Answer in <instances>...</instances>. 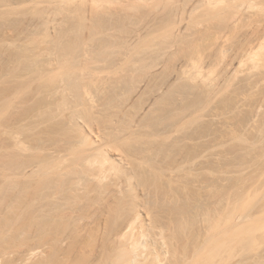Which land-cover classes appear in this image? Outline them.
Masks as SVG:
<instances>
[{"label":"rangeland","instance_id":"1","mask_svg":"<svg viewBox=\"0 0 264 264\" xmlns=\"http://www.w3.org/2000/svg\"><path fill=\"white\" fill-rule=\"evenodd\" d=\"M93 1L94 0H0V90L1 92L2 90L7 92L2 95L0 94V104L2 106H0V115L3 113L1 110H4V115L2 114L0 118V121L4 122H1L4 124V126H0L3 127V132L1 131L2 134L6 132V130H8L11 125H16L15 123H19L15 122L11 118L14 117L13 114L16 116L18 112L20 113V109L29 110L32 105L30 106L28 103H31V100L34 103L36 101V95L40 94L38 93L36 87L39 83L43 82L41 78H38L40 75L38 74V71H40L42 61L43 65L45 66L47 63L52 64L53 62L51 61L53 60L56 61V57H59V55H61V58L65 57V59L63 58L65 61L63 59L62 60L66 64L63 62L65 65L62 67V69H59V72H61V75H63L65 79L68 78V74H71V77H73V74H79L81 80L85 76L86 78L88 77L87 79L90 82H92V77H94L95 71H97L95 78H93L97 79V81L93 80L94 82L90 83L91 87H88L89 82L87 83L88 80H86L85 77L83 78V80L86 81L85 86L83 84L85 81H79L80 83L82 82L81 84H83L80 86L83 87L82 94H86L84 93V89H86L85 87H87V89L92 88L93 91L90 90V93L84 96L89 97V95L93 93V95L91 94L90 96L95 97V100L96 98H98V100L101 98L107 102L105 103L100 99L97 101L99 102L98 105H96L97 103L94 101L96 105L95 109L97 110V114L95 113L96 116H98L99 113L98 109H100L99 111L101 112L104 111L105 107H107L111 110L113 109V111H108V109H105L108 111V113L105 112V114L107 113L106 119L108 118L109 121L113 120L111 122H113L114 125H117L116 123H118L117 126H119L122 124V122L127 121L128 119V122L130 121L133 123L130 125L131 123L124 122L126 128L129 124L128 126L131 131L129 130L128 132V129L125 130L128 132V135L121 134L120 139H118V142H123L122 144L124 145V149L126 148L130 150L141 146L139 148L145 150V147L148 146L145 144L146 140L144 139L147 138L148 135L147 133H143L144 136L140 134L138 135L136 131L140 130V133L144 132L146 130V123L148 122L150 127V124L154 120L155 122L163 120L165 123H154L157 131L154 136H151L153 139L151 140L152 142H149V144L159 142L161 144L163 143V146H165V143L167 145V143L170 142L171 144H168H170L172 147V149H169L165 146L166 149L171 150V152H169V154H171L167 155L168 151L165 150L161 144V146L157 144L159 147H163V151L167 152H162V156L167 155L170 157L174 151L178 153L180 146L183 144L184 146L189 145V147L199 142L204 144L202 145L203 148L201 146L203 150H198L201 151V156L199 155L201 153L195 149V146H191L193 149L191 147L188 148L191 151V157L188 156L187 158L192 159H187L188 161L184 159L186 162H183V160L180 159L182 160L181 162L174 157L176 161L181 164L180 167L178 166L179 168H176L179 164L174 162L177 164L175 165L171 161H168L169 159L173 161V156L177 157L178 154L175 152L174 153L176 155H172V157L169 159L167 156H158L157 158H159V160H163L164 158L168 159L164 160L167 162V164H162V168L166 165V167L170 166L168 168L170 169L172 167L170 164H174L175 166H173V168L175 167L176 169L171 168L170 170H177V176L180 173L187 176L189 171L191 173L193 172L192 174L190 173V176H192L193 174H199L201 171L202 173L199 175L204 174L203 176L201 175V177L207 181H203L204 183L202 182L201 184H205V186L201 185V187L199 181L195 182L196 180L194 181V178L197 176L195 175V177H193V175V179H191L193 181L190 180L192 185H189V187L187 186V188H190L189 190H198L202 194L204 193V195H206L205 197L208 198L206 200L208 203L206 202L204 205H211L210 207L212 209L214 207V211L217 210L218 205L221 202L224 201V203H226L227 201L231 202L233 198L236 199V206L233 202L234 200L232 201L234 204L229 203L231 206L236 207H234L236 209V214L234 211L233 212L234 215H237L235 216L237 223L235 220L234 224H239L238 226L242 228V232H245H238L240 228L238 227V230L235 228L236 233L239 234L238 236L236 235L239 241L235 240V237L234 240L230 241L231 243L234 241L233 244H235L237 241L235 248L234 245L227 243L229 240L226 239L228 237L226 234L229 232L225 233L226 241L223 239V246L226 247V245H224L226 242L228 244L227 247L232 245L231 248L233 247L235 250L232 251V249L228 248L230 251L227 252L225 249L223 250L219 248V250L225 251L223 256L227 255V253H230L231 251L233 254H235L234 257L231 259L229 258L225 264H264V49H262L264 46L262 39V36H264V14L262 12L264 9H262V7L264 4H261L260 2L262 0L237 1L239 2V5H241V9L239 5V7H236V3H233L232 1L228 2L230 0H224L223 2L218 0L219 3H217L216 0H212V2L214 1L213 4L210 0H174V2L170 0L173 4L169 2V0H96L97 2L101 3V6H99L101 8H99L96 4L97 2L94 1L96 4H94L96 6L95 8L101 9L99 10L101 12L96 16L97 21H99H96L97 24L94 21L97 12L94 11L98 9H93L94 11H92V8H94L92 4L94 3ZM233 1L236 2V0ZM263 1L262 3H264ZM207 2H210L211 4H208ZM227 2L229 4L231 3V7L235 6V9L239 8L237 10L242 11V13L239 12V14H241L240 18L237 17L239 16L238 14H235L238 13V11L236 12L235 9H232L230 6H228ZM129 3L134 7L130 8L128 6L130 5ZM257 3L260 4L257 5ZM125 4L128 8H126ZM242 5L244 9L242 8ZM118 8H120L121 10L119 9V11L122 12H117ZM108 9H112V11H109ZM245 10H247V12ZM243 11H245L247 14ZM245 14H249L248 16L250 18H247ZM244 15L246 17H244ZM250 15L253 18H251ZM236 20H240V22H236ZM169 24L174 27H170V30L173 29L172 31H170L168 28L170 26ZM258 32L260 33L258 34ZM116 35L123 38L120 37L119 41L117 40L118 38ZM110 38L112 40L111 42H114L112 45H110ZM113 39L117 40L118 44ZM72 40L74 41L72 42ZM71 42L72 44L74 43L71 45V47L74 46L73 49L70 47ZM248 42L251 45L248 46ZM106 43L108 45H105ZM67 44H69V49L71 48L73 51L69 49L67 50L68 46L64 50V46L66 47ZM260 45L262 46L260 47L261 49L259 48ZM56 46L59 48L61 47L60 50H57ZM244 46H247L249 50H251L253 47L254 51H248L247 47ZM51 48L55 50H52ZM243 48L248 52L246 53L243 51V54ZM23 49L25 54L22 53L21 56L19 53L23 52ZM52 51H54V54H52ZM55 51L57 54L59 51L62 54L57 55ZM97 51L98 54L100 52V55L97 54ZM67 52L71 55H65ZM17 55L21 56L22 60H18L19 58L16 57ZM25 55H32L33 57L35 55L38 57V60H42L41 63L39 62L40 68L38 65H33L34 62L30 61L31 59H36V57L33 58L30 56V58H27L28 56L25 57ZM95 55H98V57L95 58ZM50 56L51 58L46 60L50 62L44 63V59H48ZM15 57L17 58L16 62ZM98 58L101 59V61L98 60ZM138 58L141 60V62L143 60L145 63H143L141 68L139 67L141 63L138 61ZM136 59L137 64L135 63ZM27 60L28 63H32V66L30 65L31 69H33V66L35 68L38 67V70H35L38 72V75H35L36 72L34 70L32 71L35 73H30L31 71H28V73L25 71L29 67H27V69L24 67L21 68V66L24 65H19L21 64L19 61H24V63L26 62L27 64ZM36 60L35 63L37 62ZM55 61L54 65L52 64L51 66L53 69L55 68ZM75 61H77L76 65L74 64ZM78 61H81V64H78ZM137 65H139L138 68ZM47 68H49V65H47ZM18 69H21V72L22 69H24V76L25 78L28 77V80L21 76L23 74H20L21 72ZM44 69L42 67V70ZM49 70L52 69L50 68ZM92 70L93 73L91 72ZM47 71L44 70L40 72H46L48 74ZM76 71L78 73H76ZM89 71L91 73L90 76L87 75V72L89 73ZM46 73L45 75H47ZM97 73L99 74L97 75ZM18 74L20 75L18 76ZM35 76L37 79H39V81H41L39 82L37 79V81H34V78H36ZM58 76H60V73ZM104 76L105 80L103 78ZM19 77L24 78V81ZM29 77L33 81L29 80ZM71 77L69 76L70 80L67 79L69 81L72 80L71 83H73V80L74 82L78 80H76V78L74 79V77ZM60 78H62V76H60ZM64 78L59 80V77H57L56 84H59L60 86L67 84V82L63 83L66 81H63ZM18 79L22 80L23 83L26 82V84H29L31 81L32 82L29 84V86H26V84H23L22 86V82L16 81L17 83H20L16 86L17 83L14 81ZM42 79L44 80V78ZM114 81L115 83H113ZM55 82L56 81H52V83ZM117 82H119L118 86L116 84ZM71 83L68 85H72ZM32 84L33 86L35 85V87H33ZM8 85H10L12 88ZM73 85L76 84L73 83ZM94 85L95 87H93ZM77 86L79 87L78 84ZM112 86H114V89H112ZM32 87L35 89V91H33ZM13 88L16 89L13 90ZM25 88L27 90L28 88H31V90H28L30 92L26 91ZM45 88L46 87H44V89ZM19 89L23 92L25 90L26 94H24L25 92L20 94V92L17 91L20 95L19 97L15 96L14 98V95L11 93L13 91L16 92V90ZM36 91L38 94L36 93L35 95ZM27 92L29 97L30 93L34 92L33 95L35 97L33 98L35 100L33 98L28 100L30 98L27 97ZM32 93L31 97L33 96ZM6 94H9V97L13 95L11 97L14 98V100L12 99L13 102L11 99L7 100V97L5 98L4 95ZM107 95L109 96L107 97ZM111 95H113L112 100L110 98ZM25 97L28 99H25ZM2 98H5V100ZM22 99L30 101L28 103L25 101L29 107L22 104ZM73 99H75L74 96ZM87 101L91 104L90 106H93L92 102L88 98ZM10 102L11 105H8ZM102 102H104V104ZM23 106L25 108H23ZM90 106L89 108H91ZM102 106H105L104 109L101 108ZM18 109L19 111H17ZM162 109H164V111ZM110 112H113L115 116L108 115ZM115 112L117 113L115 114ZM102 113L104 114V112ZM102 113H99V117L102 116L104 118L106 115L104 116ZM118 115L119 117L123 115L124 119H127H123V121L121 117V121L119 118L118 122ZM110 117L113 119H109ZM6 118H11L13 120L12 122L15 123L13 124L10 119L9 125L7 123L8 119ZM5 119L6 122L4 121ZM31 119H34V117ZM31 119H26L24 122H20L19 124L22 123L24 127L18 124L19 126H16L17 128L14 126V130L19 129L20 126L21 128H26L25 130H27L28 127L33 128V124H30ZM27 120L30 121V123L28 122L29 125L26 124ZM80 120H82V118ZM111 122L108 124H112ZM168 122L170 123L169 125H167ZM172 122H176V125H173ZM6 123L8 124L7 129L5 128L7 127L5 126ZM82 123L84 124V121ZM131 127L133 130H135V132L132 131ZM140 127L141 129L145 130H141ZM30 128L27 131L31 132L32 130ZM136 128L139 129L136 130ZM200 128L203 129V131L201 129L203 132L202 135H205L202 136L201 131H198ZM12 129L13 127L11 126V130ZM111 130L112 129H106V131ZM197 132H199L198 134L201 135L202 138L197 134ZM121 133L125 134L126 132ZM135 133L138 136H136ZM7 136L8 135H6V137ZM166 136L169 138H165ZM4 137L5 136L2 138ZM93 137H96V135ZM9 138L10 136H8V138H4L3 140L7 141ZM199 138H201V140ZM147 139L150 140L151 138L148 136ZM164 139L165 142H162ZM10 140H12V136ZM4 141L3 144L6 145L7 143ZM172 141L175 143L173 144L174 146H172ZM121 142L118 143L120 146ZM142 142L144 144H141ZM185 143L187 144L185 145ZM177 144L179 146L178 148ZM11 145L14 146L13 144ZM142 146H145V149ZM150 147L151 144L148 148L150 149ZM5 148L7 149L9 147L6 145ZM181 148L184 149V147ZM126 149L123 151L127 152ZM149 149L147 151H149ZM191 149L193 151L195 149L193 152L194 155L196 153L195 157H193L194 155ZM120 152L121 151L117 153ZM131 157H133V154ZM140 158L136 161L144 163V160ZM159 160L157 159L156 161L163 163L162 160ZM200 161H202V164H200ZM153 162L151 160L149 163L151 164ZM158 162H154V164L156 165ZM149 163L147 160L145 167H147V164ZM160 166L161 165H158L159 169ZM162 168L160 170L157 169L159 170V173H155L156 175H159L163 172L165 173V176L168 178L164 177L166 178L164 179L166 180L164 182L166 183V186L164 183L163 184L165 187H167V185H169L168 183L170 182L169 177L171 173H168L170 170H167V168L166 170L168 172ZM173 172L172 174L175 175ZM164 173L160 175L162 178ZM174 175L171 176L173 177ZM162 178L160 177L159 179V176L158 178L156 176L155 179H159L163 182ZM167 179L169 180L168 183ZM178 179H180L179 176ZM185 179L188 180L190 178L188 177L187 179L185 177ZM180 180H183L182 176ZM164 186L160 187L164 188ZM226 186H228L227 188L231 186L232 188L230 187L229 189H233V193L226 190L224 191L228 192V194L226 193V197H228V199L224 196V198L222 197L223 194L225 195L223 190L226 188ZM214 193H221L223 201H221L222 199L217 200L219 195ZM229 193L234 194V197L232 199L230 198L231 201L229 200ZM213 194L215 196L218 195V198L216 197L217 199L214 197V200L217 201H211L214 196ZM144 196L147 195L144 194ZM209 196H212L211 200H209ZM142 198L146 197H143L142 195ZM219 201L221 202L219 203ZM227 205L228 202L226 206ZM204 207H202V209ZM210 207L209 210L211 211L212 209H210ZM207 208L208 207H206V209ZM202 209L200 208V210ZM226 209L224 208V210ZM228 209L226 212H228ZM204 210L205 209L202 211L204 212ZM207 210H205V212ZM214 211L212 213H214ZM221 211H223V209ZM210 213L211 212H207L205 216H208L207 214ZM201 215L200 218L202 217L201 219L203 220L205 216L203 215V217ZM196 223L197 224H195V226L198 225L199 227V225L205 223V221L203 220V223L200 224L196 221ZM203 229H205V226ZM222 229L223 228H221V230ZM188 231L191 232L190 228ZM204 231L207 233V230ZM222 233H220V235ZM210 235H212V233ZM229 236L232 238L234 235H231L230 233ZM228 239H230V237H228ZM156 241L161 243V239L159 238ZM208 243L204 244L203 246V248L205 247L204 251L207 253V255H205L207 257H209L208 252H210L209 248L212 244ZM222 244L220 243V246ZM157 245L159 247L161 246L160 244ZM160 250H164V248L160 247ZM203 255L204 254H202L201 257H203ZM207 257H203V259L208 260ZM217 257H219L218 254L216 255V258ZM211 258L212 257H209V259ZM219 258H217V260L213 258V260L215 259L216 262L214 260L211 263L208 260V264H217ZM205 262L207 261L205 260ZM190 264L192 263L190 262Z\"/></svg>","mask_w":264,"mask_h":264},{"label":"bare ground","instance_id":"2","mask_svg":"<svg viewBox=\"0 0 264 264\" xmlns=\"http://www.w3.org/2000/svg\"><path fill=\"white\" fill-rule=\"evenodd\" d=\"M171 1L174 2V0H171ZM171 1L169 0V2ZM210 1L212 2V0ZM216 1L217 3H219L218 0ZM219 1L223 2L224 0H219ZM231 1L237 4L236 7L240 6V9H241V5H239V2H237L240 0H236V2L233 0H230L228 2H231ZM262 1H260L261 4H264L262 3ZM207 3L211 4L210 2H207ZM213 3L214 1L212 2V4ZM92 4L94 7L92 8V11H94L95 9H98V8H95L96 4L98 7L101 6V3L99 2H97L96 4L94 2ZM230 4L228 3V6L231 7ZM259 4L257 3V5ZM257 5L255 4L256 7ZM125 6L126 8H128L126 4ZM128 6L130 8L134 7L133 5L131 6V4ZM234 7L232 6L231 8L235 9ZM242 8H243V5H242ZM119 9L120 8L117 9V12L119 11ZM237 9H235V11L236 12L238 11V13H235V11L234 13L238 14L239 16L237 17L240 18L241 14H239V12L242 13V11L241 10L239 11ZM262 9H264V6L262 7ZM99 10L101 9L94 11V12H97V14L94 13L96 14L95 18L93 17L95 22L97 21L96 16L101 12ZM108 10L112 11V9H108ZM245 11L247 12V10ZM245 11L243 12L246 13ZM119 12H122V11H119ZM262 12L264 14L263 10ZM245 15L244 17L246 16L247 18L249 17L248 16L249 14L246 16ZM251 18L253 17L251 16ZM236 22H240V20L238 21L236 20ZM170 27L174 28L170 25L168 27L169 30H170ZM172 30L173 29H171L170 31ZM263 30H264V25H263ZM260 32H258V34ZM116 37L118 38L117 40H119L121 36L119 37L116 35ZM262 37H263L262 39L264 42V36ZM117 40L115 41L118 44ZM73 41L74 40H72V42ZM111 41L112 40L110 38V42ZM72 42L70 43V47L71 45L74 44V43L72 44ZM107 43L105 45H108ZM112 43L114 42H111L110 45H112ZM68 45L69 44H67L66 47L64 46V50L67 48ZM113 45L116 46L115 44ZM249 45L251 44L249 43L248 46ZM261 45L259 46V48L262 47L264 44L262 46ZM56 47H57V50H60L61 48V47L59 48L58 46ZM73 47L74 46H72L71 48L73 49ZM244 47H247V46H244ZM71 48L69 49V46H68L67 50L68 49L72 50ZM252 48L251 50L254 51V48L253 49ZM51 49L55 50L53 48ZM247 49L248 51H251L249 50L248 47ZM262 49H264V46L262 47ZM245 50L246 49L243 48L242 53ZM248 51H245V52L247 53ZM53 52L54 51H52V54H54ZM22 53H24V49H23V52L19 53V55L22 56ZM58 54H62V53H60L59 51ZM67 54H70V53L67 52L65 55ZM97 54H98V51H97ZM28 55H25V57ZM98 55H100V52ZM98 55H95V58H97ZM21 56L17 55L16 57L19 58L18 60H20L22 58ZM30 56L33 57L32 55ZM30 56H28L27 58H30ZM60 56L61 55H59V57L57 56L58 58L56 57V61L51 59L53 60L51 61L53 62L52 63L53 65L55 61L54 69L51 67L52 64L50 63L49 64L47 63L44 66L43 61L40 59L39 61L38 57H36L35 55L34 57H36L37 60L34 57H33L34 60L28 59L34 62L33 65H36V66L38 65V67L40 65L39 62L41 63L42 61L41 68L39 67L40 71H44V70L47 71L50 68L52 69V70L47 71L48 74L46 72H42L44 76L42 75L40 71H38L39 73L35 71V70H38V67L35 68L33 66L32 67L33 69H31L30 65L32 66V63H28V60H27V64L26 62L24 63V61H26L24 59L26 58H24L23 59L24 61L22 62L19 61V63H21L19 65H22V64L24 65V66H21V68L24 67L25 69H27V67H29L25 71L27 72L31 71L30 73L36 72L35 75L40 74L41 76L39 75L38 78H41L43 82L39 83L38 86L36 87L38 93H40L38 94L36 91L35 95L36 93L38 94L36 95V97L33 95L34 92L33 93L31 92L33 96L31 97V93H30V97H29L28 92L30 91L28 90H31V88L30 89L28 88V90L25 88V90L28 91L27 97L30 98L28 99L27 97H25V99L27 98L28 100H31V98L35 97L36 101L33 103L31 100V103H28L30 101L28 100L26 101L22 99L23 100L22 104L28 106L26 104L27 102L30 106L32 105L31 108H29V110L20 109V113L18 112L17 114V111H19L18 109L16 111L17 115L15 116V114H13L14 117H11L15 122H19V123L22 121L24 122L26 119L30 120L32 117H34V119H31V123L28 120L26 122V124H28V122L30 124H33L32 125L33 128L28 127L29 124L27 125L28 127L27 130H29L30 128L32 131L29 132L25 130L26 128H23L24 125L22 123L21 124L18 123L19 125L23 126L22 128L20 126L21 129L19 128V129L14 130V126L15 128L19 126L17 123L14 122L16 125H11L13 127L12 129L13 131L11 130V126H10L9 127L10 131L9 129L6 130V132H4L3 133L4 135H3L2 134L3 127H0V264H183V263L190 264V262L192 264H208L209 261L211 263L215 259L217 260V258H219L220 255L221 257L218 259L217 264L227 263L228 259L229 258L231 259L235 255L232 253V251H235V250L233 249V247L231 248V246L234 245V248H235L236 243H237L236 241V243L233 244L234 241L232 243L230 241L234 240L235 238H236L235 240H238V237H236V235L238 236L239 234L236 233V230L240 228V226H238L239 224L238 225L236 224L237 220L235 216L237 215H234V212L236 214V209H235L236 199L233 198L234 197V194H232L233 189L232 190L229 189L232 185L229 186V188H227L228 186H226V188L229 189L230 191L224 188L223 193H225V195L223 194L222 197L223 196L226 197V193L228 194V192H232L231 194L229 193L230 194L229 200L230 198L231 199L233 198L234 201L233 200L232 201L235 203V206L230 205V204H234L232 203L231 200H230L231 202L227 201L228 205L226 206L227 202L224 203L223 201L224 197L223 198L221 197V193H214V194H218L219 196L218 195L215 196L213 194L214 196L212 195L213 196L212 200H211L212 196L211 197L209 196V200L217 201V200L222 199L221 201L223 202L219 201V203L220 202L224 203V204L220 203L219 205L217 203L218 208L217 210L214 211L213 210L214 205L212 206L213 209L210 207L211 205L210 206L204 205L206 204L207 202L206 200L208 199L207 197H205L206 195H204V193L202 194L198 190H194V189L189 190L190 188L189 189L187 188V186L189 187V185H192L190 183V180L193 179L192 178L193 175H194L193 177H195V175L197 176L194 178V181L196 180L195 182L199 181L200 186L201 185L205 186V184H201V183L203 181L204 182H207V181L201 177L202 174L199 175L202 172L200 171L199 174H193L192 176H190V173H191L190 171L188 173L186 172L189 175L187 176L190 179H188V177L185 174L184 175L188 180H186L184 175L179 172L180 174L178 176L180 177V179L182 176V179H183V180H180L178 179V176H177L178 173L176 174L177 170L176 171L173 170V169L179 168L181 165L179 164L178 161H176V159L177 160L182 159L183 162H186L189 159H192V158H189V159L187 158L188 156L191 157L190 156L191 151L188 148H190L191 146H195V149H197L198 151L203 148L202 145L204 144L199 142L195 145H191L190 147L189 145H186L187 143H185L186 146H184V144L181 145L179 148L180 152L178 150H176L178 151V153L174 151L176 154H178L177 157L176 156L172 157V155L175 154L174 152L170 156L175 160V161L174 160L172 161L169 159L170 157L167 156L169 152H171V150L166 149L167 147L169 149L170 148L172 149L170 142H168L170 144L167 143L168 146L165 143L166 148L165 146H163L164 145L163 143L161 144L159 142L157 143L155 142L156 144L150 143L151 147L150 149L148 148L150 145L149 142L153 139V137L151 136H154V134H156V131H157L156 127L154 126V123L155 124L158 122L159 124L165 123L163 122V120H159L157 122H155L154 120L150 124V127L148 125V122L146 123L147 124L145 128L146 130L141 129L140 127L141 130L143 131L145 130L144 132H141L142 134L139 132L140 130L136 131L138 135L140 134L142 136H144L143 133H147L149 138H151L150 140L147 139L148 136L146 135L147 138L144 139L146 140L145 144L148 147L144 146L146 148L145 149L142 146L145 150L139 148L141 146L137 148L135 147L134 149H130V150L125 148L127 152L123 151L125 150L124 145L122 144L123 142L120 141L121 142V146H120V144H118L120 143L118 142V139H120L121 134L128 135V132L130 130L128 126L129 124L127 125V128H126V125L124 124V122L131 123L130 125H132L133 123L130 121L128 122L129 119L127 121H124L127 118L124 119V116L122 115L121 117H122V120L124 119L123 120L124 122H122V124L119 123L121 124L119 126H117L118 123L114 122L117 124V125H114L113 122H111L113 120L109 121L108 118L106 119L107 117L106 114L108 113V111H113V109L111 110L105 106H102L101 108L104 109L105 107V109H108V111L104 109V111L100 112L99 111L100 109H98V112L99 113L104 112V114L103 113L102 114L106 116L103 118L101 114L100 115L102 117L101 118L99 117V113H98V116H96L95 113L97 114V110L95 108H96V105H98L99 103L97 101H99L101 98H99V100L98 98H96L95 100V97L90 96L91 94L93 95V93H91L89 97L84 96L86 94H89L90 93L89 91L92 90V88L87 89V87H85L86 89H84L85 90L84 93L86 94H82L83 87H80V86H82L83 84L84 86L86 85V81L83 80L85 76L81 80L79 74L78 75L73 74L74 79L75 78L76 80L78 79L77 80L78 82L85 81L83 84H81L82 82L78 83L75 80L77 82L76 83L73 80V83L76 84V85H73V83H71L72 80L69 81L70 80L69 76L70 77L72 76L71 74H68L69 76L67 79L69 80L65 79L63 75H61V72H59V69L60 68L62 69V67L66 63L64 62L65 57L61 58ZM16 57H15L16 60L13 59L15 60V62L17 61ZM50 58L51 56L48 59L45 58L44 63L50 62V61H46V60H49ZM35 60L37 61L36 62L37 64L35 63ZM98 60L101 61V59L99 58ZM135 61H136L135 63L137 64V59ZM138 61H140L141 65L140 66L137 65V68L138 66L141 68L144 62L143 60L141 62L139 58H138ZM76 62L77 61L73 63L76 65L77 64ZM80 62L81 61H78V64ZM47 65H49V68H47ZM42 67L43 69L45 67L47 69L45 68L44 70H42ZM32 70H34L35 72ZM93 70L91 71L92 73H93ZM23 72H24V69H22V72L20 74H23L21 76L25 78L24 76L25 72L24 73ZM96 72L97 71H95V74ZM45 73L47 75H45ZM59 73H60V76L64 78L63 81L66 80L64 82L63 81L61 82L63 83L67 82V84L63 86L56 84L57 77H59V80L62 79L60 78V76H58ZM76 73L78 72L76 71ZM20 74H18V76ZM95 74H94V77L91 76L92 82H94L93 80L97 81V79H93L95 78ZM98 74L99 73H97V75ZM87 75L88 76L91 75L90 71L89 73L87 72ZM76 76L79 78H77ZM19 78L23 79L24 81V78L22 77H19ZM42 78H44V80ZM87 78L86 80H88ZM103 78L105 80V76ZM34 79H35L34 81H37V80L39 81L37 77ZM29 80H32V79L30 78ZM16 81L22 82L21 83L22 86L23 84H26V82L23 83V81L20 79L15 80L14 82L17 83ZM52 81L53 82L56 81V82L52 83ZM27 82H30V81H27ZM88 82H89L88 87H91L90 83L92 82H90L89 80L87 81V83ZM70 83L72 85H68ZM113 83H115V81ZM118 83L119 82L116 83L117 86H118ZM18 84L20 83L18 82L16 86ZM29 84H26V86H29ZM77 84L79 85V87L77 86ZM33 87H35V85ZM44 87L46 88L44 89ZM93 87H95V85ZM113 87L114 86H112V89H114ZM15 89L13 88V90ZM22 90L20 91L19 89V90H16V92L13 91L14 93L12 91H9V92H12L11 94H13L15 98V96L19 97L21 93L25 92L24 94H26V91L24 90L23 92ZM17 91H19L20 94ZM33 91H35V89H33ZM5 92L6 91L4 90H2V92L0 90L1 95L5 94ZM9 94L8 95L6 94L7 96L4 95L5 98L7 97V100L11 99V101L12 99L14 100V98H11L13 95L9 97L11 95ZM73 96L75 97V99H73ZM108 96L109 95H107V97ZM86 97L92 102L94 107L90 106L91 104L87 101ZM112 97L113 95H111L110 97L111 100H112ZM5 98H2V99L5 100ZM94 101H96L95 102L97 103L96 105ZM104 102L102 103L104 104ZM8 105H11V102ZM89 106L91 108H94L96 111L94 109L89 108ZM23 108L25 107L23 106ZM164 109L162 110L164 111ZM1 111H3V113L2 112L1 113L4 115V110L2 109ZM128 111L131 112L130 110ZM105 112L107 113L105 114ZM116 113L117 112H115V114ZM1 115H0V118H1ZM108 115H114V114L113 112L112 113L110 112ZM112 117H110L109 119L114 118ZM121 117H119L118 115L117 120L120 118V121H121ZM11 118L9 119L6 118L8 119L7 123L9 125H10L9 120ZM81 118L82 120H80ZM6 119L4 120L5 122H6ZM12 119H11V122L13 121ZM2 120H3V116H2ZM80 121L81 123L84 121V124L83 123L81 124ZM108 121L111 122L113 126L112 124H108L109 123ZM1 122L2 121H0V126L2 125L4 126V124H2L4 122L2 123ZM175 123L176 122H174L173 125H176ZM6 124L5 126L7 127L5 128L7 129L8 124L7 125ZM169 124L170 123L168 122L167 125ZM132 127H131L132 131L135 132V130H133ZM106 129H112V130L106 131ZM127 129H128V132L125 131ZM138 129L139 128H136V130ZM201 129L202 128H200V130L198 131H201ZM202 131H201V135L203 133ZM121 132H126L127 134L126 133L124 134ZM130 133H129V136H130ZM198 133L199 132H197V134ZM5 134L10 136V138L12 136V140H10L9 138V140L7 139V141H4L3 140L4 138H8V136L6 137ZM93 134L96 135V137H93L94 136ZM2 135L5 137L2 138L3 137ZM201 135L199 136L201 137ZM165 138H169V137L166 136ZM201 138L199 139L201 140ZM3 141L7 143L6 145L10 149L5 148L6 145L3 144ZM162 142H165V139L164 141L162 140ZM11 144H13L14 146H12ZM141 144H144V143L142 142ZM157 144L159 145L161 144L164 147V149L168 151V153L163 151L164 150L163 147H159V145ZM173 144L175 143L173 142L172 146H174ZM178 147L179 146L177 144V148ZM181 147H184V149H182ZM147 148L149 149V151H147L148 150ZM118 150L121 152L117 153L119 152ZM194 151L192 150V153ZM162 152L167 153V155H164V156L168 157L169 160L167 158L166 159L169 162L171 161L172 163L175 162L179 164L177 165L174 163L175 165H177V167L173 168V166L175 165L171 163L170 164L172 165L171 168H173L172 171L170 170L171 168L168 169L170 167L169 165H168L169 167H166V165L163 166V168L166 167L167 170H170L169 172L166 170V168L165 169L162 168V164L164 163L167 164V162L164 161L166 160L165 158L163 160L161 159L163 163L156 161L157 159L159 160V158H157L158 156H162L161 155ZM198 152L201 153V151H198ZM132 154H133V157H131ZM195 155L193 157H195ZM199 155L201 156L202 153ZM139 158L143 159L144 163H145V159H146V163H147V160H148V163L151 162V160L152 162L153 161L158 162L156 163V165L157 164L161 165L160 169L162 168L163 170H166L168 173H171V175H174L172 174V172L175 171L173 173H175L177 178L175 175L173 176L174 178L170 175L169 177L170 182L167 179L168 180L167 183L169 182L168 183L169 185L165 187L166 183L164 182L166 180L164 179L168 177L165 176L164 172H163L164 173L163 178L162 176H160L163 173L156 175V173H159L158 171L160 170L158 168V165L156 166L153 162L151 164H154L155 166L149 163L150 165L147 164L148 166L145 167L146 163L144 164L143 162L136 161L137 159L139 160ZM184 159L186 161H184ZM182 160L180 161L182 162ZM200 162H201L200 164H202V161ZM156 176L157 178L159 176V179L161 177L163 182L159 179H155ZM163 183L165 184V186ZM160 186H164V188ZM225 190L228 192H224ZM144 194L147 196H144ZM142 195L143 197H146V198H142ZM214 197L215 199L217 198L218 199L214 200ZM226 198L228 199V197ZM225 206L227 207V209L229 208L228 212H226L227 209ZM230 206L232 209L230 208ZM202 207H204L203 209L205 210L208 209L206 212L204 210L205 214L202 211L203 210ZM206 207L208 208L206 209ZM209 207L210 209L214 211V213H212L213 212L212 210L211 211L209 210ZM200 208L202 210H200ZM221 208L226 213L221 211L222 210ZM224 208L226 210H224ZM207 212L208 213L211 212V213L207 214L208 216H205ZM200 215L205 216V217L203 216L204 217L203 220L205 221V223H203V220L201 219L202 217L200 218ZM199 220L202 222H200ZM235 220H236V223H235L236 225L234 224ZM196 221L199 222V224L203 223V224H200L202 228L200 225L199 227L198 225H196L197 227L195 226V224H197ZM228 224L230 227L228 226ZM204 226H205V229H203ZM189 228L191 232L188 231ZM221 228L223 229L221 230ZM204 230H207L206 231L207 233H205ZM226 232H229L228 234H226V236L230 237V239H228V237L226 238L225 236ZM238 232L244 233L245 231L242 232V228H240ZM211 233L212 235H210ZM220 233L222 234L220 235ZM230 233L231 235H234L232 238L231 236H229ZM158 238L161 239V243H158L159 241L158 242L156 241L158 240ZM225 238L229 240L227 241V243L228 244L230 243L232 245H229L227 247L228 244L225 242L224 245H226V247L223 246L222 241H224L223 239ZM208 242L213 244V246L212 244L210 245L211 247L209 246L211 249L209 248L210 252H208L209 257H212L211 259L205 256L207 255V253L204 251L205 247L203 248L204 244H207ZM220 243L222 244L221 245L222 248L220 246ZM157 244H160L161 245L160 247H163L164 250H160V247ZM219 248L223 250L225 249L227 252L230 251V249H232V251L230 253H227V255L223 256L225 251L219 250ZM202 254H204L203 257L205 258L207 257L209 261L205 259L207 261L205 262L203 257H201ZM217 254L219 257L216 258ZM213 258L215 259L213 260ZM232 264H235V263H232Z\"/></svg>","mask_w":264,"mask_h":264}]
</instances>
